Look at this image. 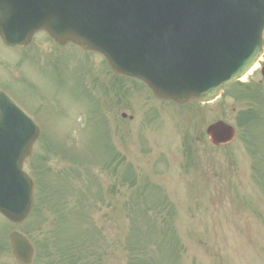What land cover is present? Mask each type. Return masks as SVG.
Here are the masks:
<instances>
[{"label": "rangeland", "instance_id": "374dc122", "mask_svg": "<svg viewBox=\"0 0 264 264\" xmlns=\"http://www.w3.org/2000/svg\"><path fill=\"white\" fill-rule=\"evenodd\" d=\"M30 49L17 51L0 40V59L12 67L6 87L51 135L45 137L44 162L34 157L26 168L39 180L41 174L46 179L38 200V210L45 209L38 251L48 244L50 257L56 260L51 263L45 257L43 264H134L128 250L132 225L146 228L143 216L158 217L160 222L164 213L166 219L173 215L180 258L163 259L152 242L147 250L152 264H264V170L258 169L264 158L263 134L261 129L252 132L254 146L263 152L254 157L243 148L237 116L254 107L255 97L244 101L227 88L214 103L177 106L155 100L133 80L112 88V80L102 78L106 71L102 59L75 45L57 51L53 61L52 46L43 35L35 37ZM34 50L38 51L32 56ZM256 77L262 78L259 73ZM242 90L262 96L264 83ZM259 108L264 116L263 106ZM219 120L237 132V140L226 148L213 147L206 135L207 127ZM71 126L77 132L66 133ZM188 146L195 152L193 166L184 156ZM107 156L114 162L104 168ZM125 180L154 187L143 199L149 201L143 203L142 215L133 205L137 186L127 189ZM155 188L171 202L174 213H169V205L155 207ZM98 192L101 197L95 204ZM91 232L105 235L106 246L100 243L101 236L96 238L103 253H96ZM137 262L143 264L139 258Z\"/></svg>", "mask_w": 264, "mask_h": 264}, {"label": "water", "instance_id": "95a60500", "mask_svg": "<svg viewBox=\"0 0 264 264\" xmlns=\"http://www.w3.org/2000/svg\"><path fill=\"white\" fill-rule=\"evenodd\" d=\"M40 31L59 45L103 55L116 75L142 81L160 100L207 103L262 56L264 0H0V37L8 46L23 49ZM9 99L0 98L2 130L12 128L6 104L17 111ZM207 133L215 145L235 138L223 122ZM7 153L0 212L19 221L32 209L34 182L23 171L25 158Z\"/></svg>", "mask_w": 264, "mask_h": 264}, {"label": "flooded vegetation", "instance_id": "af4514ba", "mask_svg": "<svg viewBox=\"0 0 264 264\" xmlns=\"http://www.w3.org/2000/svg\"><path fill=\"white\" fill-rule=\"evenodd\" d=\"M7 67H0V90H5L20 106L21 108L31 115L37 124L41 127L40 133L38 134V139L36 140L32 155L26 164L29 166L32 162V157L35 149L37 148V159L38 162H44L45 160V135L50 133L44 125L40 124L38 119L34 114H31L25 105L12 93V90L6 87L5 83L12 79V75L5 69ZM257 73L260 74L262 78L258 79L256 77ZM89 77V75H88ZM264 83V60L260 65L259 70L254 72L251 77L248 78L246 86H252L255 88H260ZM242 85H236L234 91L240 89ZM17 90L21 91L20 88ZM74 134L76 129L69 127L65 129L67 133ZM201 143V138H200ZM243 148L248 152V146L243 144ZM201 147V146H200ZM236 171L235 168H231ZM235 178H231L233 180ZM40 226H31L29 220H23L19 223H12L11 221L0 215V264H43L44 256L42 252L36 254L37 244L39 246V241L42 238V232L39 228ZM30 246L33 248V252L30 250ZM20 254V259L17 257L15 252Z\"/></svg>", "mask_w": 264, "mask_h": 264}, {"label": "trees", "instance_id": "16d2710c", "mask_svg": "<svg viewBox=\"0 0 264 264\" xmlns=\"http://www.w3.org/2000/svg\"><path fill=\"white\" fill-rule=\"evenodd\" d=\"M186 154L189 158V162H192V157L189 156L190 153L186 152ZM128 171H131V169H128ZM125 183L127 189L135 184L134 180H125ZM135 193H136V198L133 202V205L135 211L141 210L140 213L142 215L145 212V209H142L143 203L149 201V200H143L145 199V197L148 196L147 185H142L140 187L137 186ZM156 195H157V199L154 205L156 207L162 206V204L169 205L168 207L169 213L170 212L174 213L173 206L166 201L167 197L164 196L162 191L157 189ZM170 216H172V214H170ZM138 217L139 216L137 215V218ZM143 218H144L143 223L146 226V228L142 225H137V223L135 222V224L132 225V230L130 233L131 239L128 240V244H129L128 250L134 259V264L137 262V258L143 261L142 262L143 264L153 263V261H147V250L149 249L148 247L151 245L152 242L156 244V246L158 247V251H161V257L163 259H167V257H169L170 259L176 261L180 256V253H179V246L177 243L178 238L175 229L173 228V225H169L168 221H164V227L162 228L157 226L158 221L154 220L153 217L143 216ZM96 238H100V241L103 240L101 233L99 235L98 233L92 232V239L95 242H99L98 240L96 241ZM47 248L48 245H46V249ZM96 253L99 254L98 252Z\"/></svg>", "mask_w": 264, "mask_h": 264}]
</instances>
